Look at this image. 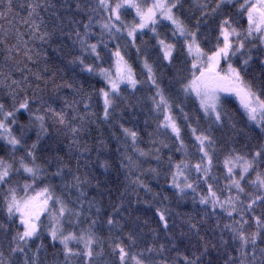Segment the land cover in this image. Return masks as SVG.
Instances as JSON below:
<instances>
[{
	"label": "snow or ice",
	"instance_id": "obj_1",
	"mask_svg": "<svg viewBox=\"0 0 264 264\" xmlns=\"http://www.w3.org/2000/svg\"><path fill=\"white\" fill-rule=\"evenodd\" d=\"M0 264H264V0H0Z\"/></svg>",
	"mask_w": 264,
	"mask_h": 264
},
{
	"label": "trees",
	"instance_id": "obj_2",
	"mask_svg": "<svg viewBox=\"0 0 264 264\" xmlns=\"http://www.w3.org/2000/svg\"><path fill=\"white\" fill-rule=\"evenodd\" d=\"M233 100H234V98H233ZM234 103H238V102H235V101H234Z\"/></svg>",
	"mask_w": 264,
	"mask_h": 264
}]
</instances>
